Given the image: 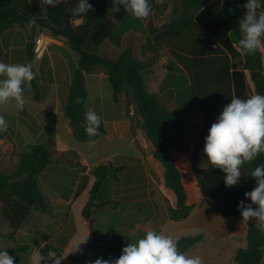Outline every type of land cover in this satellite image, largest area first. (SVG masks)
Instances as JSON below:
<instances>
[{"label":"trees","instance_id":"trees-1","mask_svg":"<svg viewBox=\"0 0 264 264\" xmlns=\"http://www.w3.org/2000/svg\"><path fill=\"white\" fill-rule=\"evenodd\" d=\"M77 2L67 0L66 3L58 2L54 8H41L40 0H0V62L3 56V32L14 25H24L30 17L35 16L38 25L49 30L55 38H65L70 49L78 55V67L63 109L65 123H60L69 124L79 142L87 143L90 139L96 141L107 133L102 119L98 136L89 138L83 127L88 98L85 75L95 74L98 68H102L112 85L114 102H118L123 93L131 95L135 112L141 118L142 130L154 148L153 159L163 166L164 187L173 192L175 200V206L168 209V218L175 222L185 221L194 207L187 204L185 173L177 166L174 151L185 155L191 153L198 187L213 212L221 216L241 217L237 205L241 200L245 204L251 203L244 194L257 186L251 172L256 166L264 165V154L242 166L243 175L238 185L225 187V173L207 162L203 149L210 126L231 98L236 96L246 99L253 95L246 81V71L253 78L255 93L264 95V53L258 51L255 55L241 56L236 46L241 37L239 20L246 11L243 5L247 0H180L181 8H173V17L160 32L150 24L152 15L159 7L156 0H150L152 13L146 20H138L121 8L115 14L118 25L109 20V16L113 15L111 0H89L95 11L83 17L82 25H76L71 9ZM146 23H149V27ZM192 28L208 37L210 49L203 50L204 54L196 50L189 54L172 52L175 60L189 72L192 84L190 88L174 91L173 104L169 108L165 99L161 100L148 91L145 84L147 68L156 60L159 47L165 46L163 39L174 41L185 36ZM130 31L137 34L127 35ZM107 42L111 43L112 49L116 48L111 52L115 57L99 55ZM149 58L152 60L148 62ZM213 72L222 84L206 88L204 81ZM76 97H80V103L75 102ZM197 114L202 115L203 123L190 121L189 118ZM7 136V131L0 132V140ZM53 147V139L28 144L21 148L16 170L12 174L0 173L1 213L14 230H18L34 211L47 213L50 210L39 184V177L47 167L67 164L75 167L79 173L87 171L81 155L76 151H57L52 150ZM198 157H202L201 166L196 165ZM140 163L137 157L118 154L96 165L91 171L95 181L83 213H90L92 207L117 209L121 203L119 200L97 204V195L108 178L118 181L123 170ZM195 185L192 182L191 186ZM125 199L130 200L132 196ZM203 240L204 235L197 234L182 236L176 241L178 250L185 254ZM125 246L124 235L117 233L101 246H95V254L102 252L118 258ZM27 249L28 246H17L14 251ZM49 250L63 258L64 251L61 248L47 243L40 249L42 264H47ZM263 258L264 232L253 222L248 228L247 247L237 250L234 261L239 264H261Z\"/></svg>","mask_w":264,"mask_h":264},{"label":"crops","instance_id":"crops-1","mask_svg":"<svg viewBox=\"0 0 264 264\" xmlns=\"http://www.w3.org/2000/svg\"><path fill=\"white\" fill-rule=\"evenodd\" d=\"M173 8H174L173 5L167 8L165 15L171 14ZM152 16H154V14ZM131 33L137 34V32L130 31L127 35ZM138 35H143V34L139 33ZM213 47L215 48L216 45H213ZM206 49H210V45L206 44L204 46V44L202 43H197V46L193 47L189 51L177 50L174 48L170 49L164 45L159 47L157 58L154 61L153 65L147 68L148 73L145 75V84L147 86L148 91L162 98L165 95V93H167L168 91L171 90L175 91L183 88L181 84H185V86H190L192 84V79L189 72L180 63H178L175 60V58L172 55V52H176L179 54H189L190 51L196 50L199 52L202 51V54H204L203 50ZM168 64L172 65L173 67L175 66V70H179V71L172 72V70H170L167 67ZM77 67H78V63L76 68ZM91 75H97V74H91ZM104 75L106 74H102V76ZM249 76H250V80H249ZM251 78L252 76L250 72L248 75L246 71L247 84H254L253 78L252 79ZM85 81L88 89V98L85 103V108L86 110L92 109L96 112V114L100 117V119L103 120L107 131L105 136L94 141V144L102 143L101 145L102 147L98 149L99 158L94 164H90L88 162V159H86L82 151L79 149V147H76V146H80V144L76 142L77 144L73 148L78 153L82 154L81 157H83L82 158L83 163L87 165V171L85 173H79V171L75 167L67 164L51 165L47 167V169L39 177V184L41 191L43 190L42 179L44 174L48 171V169H50L53 166L66 167L64 171H67L69 175L73 173H75L76 175V182L72 190V195L76 194V196L74 197L81 196L77 194V190L79 188L81 178H84L86 183L84 185L82 184L81 188L84 186L85 187L80 194L86 193V195H88L89 198V191L91 190L95 181L91 171L98 162L111 160L114 156L118 154H127V155H132L134 157L139 156V152L136 149V138L131 131V126L133 120L134 122L136 121L138 123L141 122V118L139 116L137 117V119L134 118L135 106L133 104L131 95H128L127 93H123L119 96V101L114 102L113 88L111 84H109L111 86L110 88V86L108 85L103 87V85L101 84H92V83L88 84V80L86 78ZM70 85L71 84H68L67 86L68 94H69ZM103 89L106 90L107 96H105ZM110 91H112V93ZM174 97L175 95H173V100ZM167 99H170V95L167 97ZM10 103L13 102L11 101L8 104H4V106H8ZM4 106L0 107V115L4 116L6 121L12 122L13 116L7 114L8 107L5 108ZM120 106H122L123 108L126 106L125 109L128 111V113L125 114V112H123V114H121L119 112ZM59 123L60 120L52 119L50 122H48L47 125H45L39 131L38 134H35L34 136L31 137V140L32 139L34 140L33 142L27 139L26 137L22 136L21 134L22 132H20L21 130L19 129V124H17L16 129H13L11 126H8L7 128L8 139L11 142L12 150H11V154H8L7 157L8 158L12 157L14 159L16 158L17 160H19V154L21 152L22 147L33 143H43L49 139H53L55 141V146H56L55 148L57 151H64L70 149V147L64 145V142L62 141V136L60 135V131L58 130ZM55 126H57L56 127L57 133L56 134L50 133L49 132L50 129L54 128ZM67 127L68 124H66L67 131L70 134H73V130L71 129V127L70 128ZM103 141H107L108 145ZM153 151L154 148L152 147V153ZM14 152H18L17 155L16 154L12 155V153ZM189 155L192 158V155L191 154ZM139 159L141 160L140 164L133 165L123 170L119 174V180L116 181V186L122 185L120 186L121 190H129V191L131 190L134 192L130 191V193H133L131 194L132 199L120 203V206L116 209L121 213V221L119 225H117L116 231L108 236V239H110L115 234L122 233L126 239L127 244L130 243V241L132 243H135L139 239L143 238L146 232L149 230H154L156 232L160 231L165 234V229L170 228L169 220H167L168 209H169L168 207L175 206L173 192L171 190H167L164 187V180H163V186L161 188V191L164 197H167L169 199V203L163 199V204H164L163 216L159 217V214L156 212L155 209L153 210V212H151L150 209H142L139 207V203L142 200L151 201V203H153V201L159 203L157 199H155L154 197L161 196V193L156 194L153 192V189L150 188L147 189V194H144L143 191H137L136 187L141 184L142 182L141 179H143L142 175L146 178L145 180L148 183H150V181L153 180V175L151 172L155 173L157 172V170H160L162 172V175L164 173L163 166L161 165V163L155 161L152 155L148 160H145L141 156L139 157ZM3 173L7 174L5 172ZM60 179L61 178H59L58 180V185H59L58 188L60 190L63 191L64 189L67 190L68 188H71L72 185L68 183V178H64L63 180ZM189 179H190L189 181L190 193L187 192V204L194 206L192 213L187 220L172 224L178 226L182 231L188 229L189 227L188 223L196 216L197 204L200 203L203 198L200 189L198 187L197 178L194 170L189 175ZM192 182H195L196 185L191 186ZM116 193H117V189H116ZM56 194L57 196H60L58 193ZM116 197L117 195H115V198ZM86 203L85 204L83 203L80 209H78L79 211L78 215L72 213V206L74 205L72 199L64 203L63 208L58 210H53L50 207V210L47 213L34 211L31 217L28 218L18 230H14L13 227L4 219L1 213V209H2L1 207L0 208V225H1L0 251L7 250L8 254L14 257V264H31L30 256L32 255V253L37 250L40 252V249L45 244L49 243L55 247L61 248L64 251V255H63L64 259L62 260V264H82V256L91 242L90 237L93 238L92 242L95 243L94 247L101 246L103 243L107 241V239L105 241L95 239V237L102 232V228H101L102 225L100 223V220L96 212L97 208L92 207L90 213H88L89 215L83 213ZM223 217H228L225 221L230 225L229 231H224V232L225 233L231 232V233H228L227 236L221 237L219 235V232H217L216 241L217 244H219L218 245L219 247L217 248V256L214 254L213 258L209 262H203V264H239L234 261L235 253L237 252V250L247 247V235H248L249 225L253 222L257 223L254 219L249 220L248 223H241L242 217H230V216H223ZM170 222H174V221L170 220ZM97 226H98V230L94 231V227ZM79 231L81 232V234ZM87 236H88L87 243L80 245L83 254H81L78 251H75L76 246L80 242H82ZM200 243L197 244L194 248L188 250L185 253V255L190 257H194V256L200 257L201 253L198 252V246L200 245ZM17 246H28V249L26 251H14ZM99 254L100 255H96V256L104 260H110L114 258L102 252H100ZM78 257L80 259L71 260V258H78ZM261 264H264V258Z\"/></svg>","mask_w":264,"mask_h":264},{"label":"rangeland","instance_id":"rangeland-1","mask_svg":"<svg viewBox=\"0 0 264 264\" xmlns=\"http://www.w3.org/2000/svg\"><path fill=\"white\" fill-rule=\"evenodd\" d=\"M171 5L173 7L181 8L180 0H164L162 4H158V9L156 10L154 16H152L151 25L157 32L162 31V28L166 22H169L173 17V14L165 15L167 8ZM165 15V16H164ZM146 26L149 27V23H146ZM42 38L45 44H48L47 49L40 54L36 51L35 42ZM166 42L165 46L168 48H174L177 50H186L189 51L193 47L197 46V43H202L204 46L210 45L208 37L204 36V34L198 30L192 28L185 36L180 37L174 41H170L168 39H163ZM2 45H3V56L1 62L6 64H24L31 63L33 65V71L37 73L36 79L31 82V89L25 88L24 97H25V105L23 110L18 109L15 106V101L10 103L8 106H4V104H0V107L4 106L8 107V115L13 116L12 122L6 121L8 126H11L13 129H16L17 124H19V130L22 132V136L31 140V137L35 134H38L39 131L48 124L52 119L60 120L63 124L65 123L63 118V109L66 105L68 99V84H71L72 79L74 77V73L76 71V66L78 63V55L72 51L67 43L65 38L59 37L55 38L51 35L50 31L41 27L40 25H29L26 23L24 25H14L9 29L3 32L2 36ZM116 50V48L112 49L111 43L105 44L101 51H99L100 56L107 55L108 58H112L111 52ZM106 54H104V53ZM116 53V51H114ZM208 52V51H206ZM205 52V53H206ZM114 55V53H113ZM264 55V54H263ZM152 59L149 58L148 62ZM77 61V63H76ZM172 64V63H171ZM174 65V64H173ZM172 72L179 71L175 70V66L168 64L167 66ZM95 74L97 75H85V78L88 80V84H101L103 87L110 86V82L108 80V76L102 74H106L102 68H98ZM249 75V71H247ZM3 79V77H0ZM252 79V78H251ZM250 80V76H249ZM184 81V80H183ZM252 81V80H251ZM185 82V81H184ZM249 82V81H248ZM35 84V86H34ZM206 84V88H212L215 86L214 84H222L221 79L217 76L215 72L207 76V79L204 81ZM183 88H190V86H185V84H181ZM252 94H255V86L254 84H249ZM185 86V87H184ZM111 88V86H110ZM181 88V89H183ZM112 90V89H111ZM105 96H107L106 90L103 89ZM112 93V91H110ZM174 91H168L165 95L160 98L161 100L167 101L168 107H172L173 104V95ZM170 95V100H167V97ZM172 96V97H171ZM198 105V104H196ZM126 107V106H125ZM122 106L119 107V112L123 114L128 113V111ZM129 109V108H128ZM130 110V109H129ZM138 115L135 112L134 118L137 119ZM191 122L200 121L203 123V117L201 114H197L195 117L191 116ZM56 127L50 129V133H57ZM70 128L69 124L68 127ZM58 130L60 131V135L62 136V141L64 145L70 147V149L64 150H74L73 147L76 146L77 143L80 144L79 149L82 151L86 159L90 164H94L98 157V149L101 148L102 143L94 144L91 147L89 143H81L79 142L74 134H70L66 129V124L62 125L58 124ZM131 131L136 138V149L139 152L140 156L145 160L150 159L152 155V145L146 138L144 134L141 122H132ZM15 132V131H13ZM50 140V139H49ZM34 141L33 139L31 140ZM48 142V140L46 141ZM77 142V143H76ZM107 145V141H103ZM111 144V143H110ZM56 147V146H55ZM53 147L52 150H56ZM11 142L8 139V136L0 140V173L5 172L7 174H12L18 165L19 160L16 158H8V154H11ZM77 152V151H76ZM18 152H14L13 154L17 155ZM78 153V152H77ZM80 154V153H78ZM191 154V153H189ZM187 154H177V152L173 153L176 164L180 170L185 173L184 181L190 193V179L189 175L194 170V162L191 156ZM82 156V154H80ZM83 158V157H82ZM83 163V159H82ZM98 162L96 165H98ZM83 165L87 166L83 163ZM196 165H202V157H198L196 160ZM66 167H57L53 166L44 174L42 179L43 190L45 197L47 198V202L49 206L53 210H58L63 208L64 203L72 199L74 205L72 206V213H79L78 209H80L81 205L86 203L88 195L86 193L80 194L84 187L81 188L82 184L84 185L86 181L81 179L79 188L77 190V194L81 196H76V194L72 195V190L74 184L76 182L75 173L69 175L67 171H64ZM193 169V170H192ZM67 170V169H66ZM139 171V170H138ZM153 180L148 183L145 177L142 175L143 179L141 184L137 186V191H143L144 194H147V189H153V192L158 194L161 193V196L154 197L157 199L159 203L153 201H144L142 200L139 203V207L142 209H150L151 212L155 209L156 212L160 216H163L164 204L163 199L169 203V199L164 197L161 188L163 186V175L160 170L153 173ZM61 178H68V183H70L71 188L67 190H60L58 188V180ZM60 179V180H61ZM120 186H116V181L112 178H108L102 185V189L99 191L97 195V203H104L107 201H112L114 199L119 200L121 203L126 202L125 198L127 196H132L129 190H121ZM49 188V189H48ZM117 189V193H116ZM136 191V192H137ZM134 192V191H131ZM58 193L60 196H57ZM130 193V194H129ZM115 195L117 197L115 198ZM73 196V197H72ZM145 197V196H143ZM169 205V204H168ZM3 206V203L0 202V208ZM169 206L168 208H170ZM2 210V209H1ZM98 218L101 223L102 232L98 234L95 239L105 241L108 239V236L116 231L117 225H119L121 221V213L116 210V208L112 207H102L96 209ZM76 216V215H75ZM228 217H223L213 212L212 209L207 205L205 200L202 198V201L197 204L196 216L188 223V229L185 231L180 230L178 226L172 225L174 222H170L169 227L165 229V235L171 236L173 239H179L182 236L189 235H197L203 234L204 240L198 246V252L201 253L200 258L203 262H209L213 255L217 256V248L219 247L217 244V232L221 237L227 236L228 233L224 231H229L230 225L225 221ZM144 221V219H143ZM1 226V225H0ZM100 226V225H99ZM98 230V226L94 227V231ZM80 232V231H79ZM81 234V232H80ZM91 238V237H90ZM130 243H132L130 241ZM93 246L95 245L92 242ZM100 254H95L94 256L98 258ZM106 258V257H105ZM76 259H80L79 257Z\"/></svg>","mask_w":264,"mask_h":264},{"label":"clouds","instance_id":"clouds-1","mask_svg":"<svg viewBox=\"0 0 264 264\" xmlns=\"http://www.w3.org/2000/svg\"><path fill=\"white\" fill-rule=\"evenodd\" d=\"M58 2L66 3L67 0H40L41 8H54ZM163 2L164 0H156L157 4ZM111 3L113 15L109 16V20L114 25L119 24L115 14L121 8L138 20H146L152 13L150 0H111ZM243 7L246 11L239 20L241 37L236 42L237 51L241 56L255 55L258 51L264 53V0H247ZM93 11L95 9L89 0H78L71 9L72 19L76 25H82L83 17ZM28 23L36 25L37 18L30 17ZM36 75L31 63L0 62V77H3L0 79V104L15 101V106L23 110L25 88L31 89V82ZM75 102L80 103V97H76ZM84 116L83 127L88 137L100 135L101 119L96 112L88 109ZM7 128L4 116L0 115V132H6ZM93 144L94 141L90 139L89 146ZM203 152L213 168H219L225 173V187L238 185L243 175L242 166L264 154V95L256 93L246 99L233 96L210 126ZM251 177L255 179L257 186L244 194L251 203L245 204L241 200L237 211L241 213V223L254 219L264 232V165L256 166ZM87 238L88 236L76 246L75 251L83 254L80 245L87 243ZM63 259L56 252L48 251L47 264H62ZM30 260L31 264H42L40 252L34 251ZM0 264H14V257L7 250L0 251ZM92 264H203V261L199 256L190 257L181 253L177 241L171 236L149 230L135 243H128L118 258H97Z\"/></svg>","mask_w":264,"mask_h":264},{"label":"water","instance_id":"water-1","mask_svg":"<svg viewBox=\"0 0 264 264\" xmlns=\"http://www.w3.org/2000/svg\"><path fill=\"white\" fill-rule=\"evenodd\" d=\"M89 215V214H88ZM91 242L88 245L87 250L85 251V253L82 256V264H92L94 255H95V247L92 244V240L93 238H90Z\"/></svg>","mask_w":264,"mask_h":264},{"label":"built area","instance_id":"built-area-1","mask_svg":"<svg viewBox=\"0 0 264 264\" xmlns=\"http://www.w3.org/2000/svg\"><path fill=\"white\" fill-rule=\"evenodd\" d=\"M35 45H36V51L39 52L40 54H42L47 49V47H48L47 46L48 44H45L44 43V40L42 38L38 39L35 42ZM96 259H97V257H94L93 258V261H95Z\"/></svg>","mask_w":264,"mask_h":264}]
</instances>
